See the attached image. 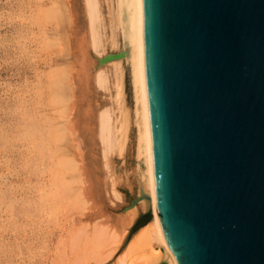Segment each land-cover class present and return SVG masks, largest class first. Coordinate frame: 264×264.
<instances>
[{
	"label": "water",
	"instance_id": "water-1",
	"mask_svg": "<svg viewBox=\"0 0 264 264\" xmlns=\"http://www.w3.org/2000/svg\"><path fill=\"white\" fill-rule=\"evenodd\" d=\"M143 18L164 239L177 264H264V0H143Z\"/></svg>",
	"mask_w": 264,
	"mask_h": 264
},
{
	"label": "rangeland",
	"instance_id": "rangeland-1",
	"mask_svg": "<svg viewBox=\"0 0 264 264\" xmlns=\"http://www.w3.org/2000/svg\"><path fill=\"white\" fill-rule=\"evenodd\" d=\"M111 1L99 0L98 30L102 44L101 54L95 53L98 57L119 53L122 49L119 31L113 28L115 0L113 5ZM52 8L62 14L55 20L49 18ZM85 15V0H0V264H117L116 255L110 254L112 239L108 237L115 236L118 230L122 233L123 219L130 217L126 209L139 196L134 173L135 126H131L128 147L121 152L114 150L109 156L108 168L100 140L98 148L93 149L87 137L75 138L78 133H74L72 125L69 127L75 113L70 109L71 89L63 95L59 91L58 97L65 98L60 104L59 99L53 102L52 97L53 72L75 74L78 68L77 37L89 31ZM103 69L109 84L99 90L100 107L112 112L117 121L120 118L117 67L107 65ZM125 72L124 104L132 111L134 99L126 67ZM63 159L77 167L83 166L85 185L80 179L81 171L57 174L56 169ZM92 162L99 167L96 170L102 202H89L85 206L79 194L91 183L88 171ZM110 170L120 182L115 187L118 196L113 195ZM60 186L65 188L64 192ZM137 207L135 220L144 214L140 206ZM112 228L117 230L111 235ZM105 231L108 235L103 234ZM98 236L110 240L102 241ZM96 239L103 244L101 250H95ZM100 258H103L101 262L97 261Z\"/></svg>",
	"mask_w": 264,
	"mask_h": 264
},
{
	"label": "bare ground",
	"instance_id": "bare-ground-1",
	"mask_svg": "<svg viewBox=\"0 0 264 264\" xmlns=\"http://www.w3.org/2000/svg\"><path fill=\"white\" fill-rule=\"evenodd\" d=\"M112 1H111V4H112ZM100 5L101 4H99V0H85V8H86V15H87L85 16L88 18L89 31L87 34H82V35H79L78 37L76 36L77 37L76 48L79 54L80 62H79L78 68L75 71V74H72V71L71 72L60 71V73L53 72L54 75L51 76V80H52L51 82L53 84L52 85L53 102L58 101V99H59V104L62 101L64 102L65 98H62L61 96L58 97L59 91L62 92L60 95H63L65 92L69 91V88L71 89L72 100H71L70 109H74L75 113L73 114V117H72L74 120L72 119L71 123L70 124L68 123L70 125L69 127L73 126V128L75 129V130L73 129L74 133L76 134L78 133L77 134L78 136L76 135L77 137L75 138L87 137L88 142L90 143V146L93 149L98 148L97 144H98V140H100L101 142L100 144H102L101 146L103 147V150H104V155H103L105 158L104 160H106V166L108 168L110 166L109 162L111 163L109 156L112 154V152H115L114 150L119 149V151L121 152V151H124L126 147H128L127 145L129 144L128 142L130 140L129 133L132 130L131 126L132 125L135 126L134 130H136V145H135L136 160H135V172L134 173H135V180H136L138 190H139V196H138L139 201L136 206L128 208L126 210L130 214V215L129 214L127 215H129L130 217H128L125 220L123 219V222L121 224L122 227L120 228L122 233H118L119 232L118 230L117 232H114L115 236H113L112 235L114 234L113 231H116L117 229L115 230L112 228L113 229L111 230L112 233L109 230L110 228L108 229L110 234L113 236V237L112 236L108 237L112 239L111 241H109L110 244L108 243L109 245L112 246V248L110 249L111 253L109 251L108 252L111 254V256L116 255L115 259L117 261L116 262L117 264H177L176 258L174 257L173 253L168 247L164 239V236L160 230L158 220H157V215H156L153 189H152L150 141H149V127H148L146 85H145L143 0H115V9L112 8L114 10L113 13H115V16H114L115 20H114L113 28H115L116 31H119L118 33L120 35L121 44H122V49L120 52L124 54V57L109 61L105 64H102L101 60L107 57L109 54H107L105 57H98L101 54L100 47L102 44L100 36H99V30H98V24L101 20ZM57 10L58 9L52 8L49 12V18H51L52 20L57 19V17L60 14L59 11L57 12ZM114 43L116 44L117 42L114 41ZM95 53H97L98 56H96ZM110 54H113V53H110ZM107 65H116L117 67L116 87H117V94H118L117 95L118 103H119V108H120V115H119L120 118L117 121H115L112 112L108 110H102L100 107L101 103L99 101V90L105 89L109 84V78L107 77V74L105 70L103 69L105 66L107 67ZM125 67L128 68L129 76L131 79L132 94H133V99H134V108L132 111L129 110L124 104V100L126 102V99H124L125 97L124 92L126 91L125 89V73H126ZM67 87H68V90H67ZM54 105H57V103ZM70 114L72 113L70 112ZM70 129H69V132L71 131ZM80 140L78 139V142H80ZM79 146H80V143H79ZM94 151L95 150H93V152ZM93 152H92V155H93ZM94 161H96V159ZM96 162H92L90 170L88 169L89 170L88 172L91 175L89 176L91 178L90 185L83 188L82 189L83 193L79 194L80 200L85 203V206H86V203L88 205L89 202L98 204L101 201V197H102L100 194L101 188L99 186L100 177L98 178L97 176L98 172L96 170L99 167L97 168L98 164ZM82 167L80 166L77 167L75 163L68 161L67 159H63L59 162L58 168L56 167L57 171L56 170L55 171L57 172L58 175H64L66 172H69L71 170L74 172L76 170L81 171L82 175L80 179L82 183L85 185V181L83 179V177L85 176L84 175L85 172L83 173L84 168ZM110 173H111V179L113 180L112 187L115 190L114 192L112 191L113 195L115 193V195L118 196L115 187H116V184L120 182L117 181L118 178L116 179L115 173H112L111 170H110ZM61 181H63V179ZM62 185H63V182H62ZM63 189L62 187L60 188L62 192H64ZM55 191L57 192V190ZM56 195H58V193ZM65 203L66 202H64L63 204ZM138 205L144 211L143 215L151 213L152 220L148 224H146L144 227H142L140 230H138L136 233H134L131 239L128 240L131 234V230L133 229L135 223L138 221V220H135V218L137 217V214H135L134 212L138 208L137 207ZM132 212H134L133 215L131 214ZM106 219H108V217H106ZM100 224H99V227H103V225L100 226ZM106 226H108V224H106ZM106 226H105V229H106ZM109 226H111V224ZM106 232L107 231H105L103 234H105ZM107 235H108V232H107ZM98 237L101 238L102 241L104 240L107 241L108 239L107 238L103 240L102 236L101 237L98 236ZM89 240H92V239L89 238ZM96 240H97L96 242H98L99 239H96ZM99 242L96 243L95 250L98 248L101 250V247L103 248V244L100 242V245L102 244V246H100ZM93 244H94V241H93ZM72 247L73 246H71V248ZM92 257H93V254H92ZM101 259L103 258L97 259V261L98 260L100 261Z\"/></svg>",
	"mask_w": 264,
	"mask_h": 264
}]
</instances>
